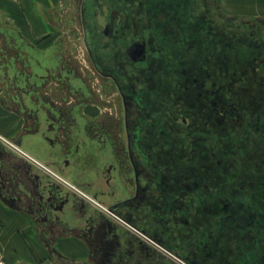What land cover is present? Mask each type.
Segmentation results:
<instances>
[{"label":"flooded vegetation","instance_id":"af4514ba","mask_svg":"<svg viewBox=\"0 0 264 264\" xmlns=\"http://www.w3.org/2000/svg\"><path fill=\"white\" fill-rule=\"evenodd\" d=\"M74 1L80 68L56 42L0 45L17 145L36 159L20 203L87 252L55 264H264V32L245 41L212 0ZM94 80L114 103L90 100ZM228 139L242 166L217 158ZM241 159L248 182L213 185Z\"/></svg>","mask_w":264,"mask_h":264},{"label":"crops","instance_id":"0c3cea01","mask_svg":"<svg viewBox=\"0 0 264 264\" xmlns=\"http://www.w3.org/2000/svg\"><path fill=\"white\" fill-rule=\"evenodd\" d=\"M54 1L0 0V45L2 35L15 32H21L31 41H39L37 36L42 38L52 25L47 13ZM10 91L11 85L6 87L0 81V136L13 146L23 132L24 121L23 115L6 103V96L12 99ZM5 139L0 138V251L9 264H55L57 253L65 254L73 246L79 251L83 245L74 234L50 242L49 230L38 221L36 212L26 207L28 205H21L20 202L28 204L27 187L30 188L27 171L22 167L33 166L31 159H36L29 153L28 158L14 151ZM65 240L72 245L62 242Z\"/></svg>","mask_w":264,"mask_h":264},{"label":"rangeland","instance_id":"374dc122","mask_svg":"<svg viewBox=\"0 0 264 264\" xmlns=\"http://www.w3.org/2000/svg\"><path fill=\"white\" fill-rule=\"evenodd\" d=\"M74 3H75L74 0L54 1L52 9L50 10V12L47 13L48 14L47 20L51 22L52 25L47 27V30L42 35L43 36L42 38H40L39 35L37 36V40H39L37 42H38V46L42 48L49 46L50 43L52 42L58 43L59 46H54V47H56L58 51L61 52L62 54L65 53L64 60L65 63H67V66L78 69L81 67L82 58H78L81 56V51H80L81 48H78L77 31L76 28L73 27L76 23L73 20L68 19L65 15V14H70V15L72 14V11L75 9L73 7ZM211 6H212V11H214L215 13L217 12L219 17L221 18L220 20L223 21L224 25H228L230 28L236 27L237 29L238 28L244 29L245 32L243 33V37H244L243 39H245V41L247 42H251L250 40H253L252 42L259 41L252 37L258 35L259 33L264 32V0H212ZM151 67L156 68V65H153ZM91 85L94 91V95H96V97H94L93 99L90 98V100L92 101L95 100L97 102L96 105L105 104L108 99H110L111 103H114V101L112 100L113 98H111V96H105L104 94L101 93L100 85L96 82V80L91 81ZM53 93L54 96L60 97L61 92L55 94V89H54ZM114 115L117 117V114ZM115 120H117V118ZM0 138L3 140L5 139L1 136ZM232 140L234 139H228L227 141H225L226 143L224 142V148L223 149L221 148L224 152L222 153L221 156H217V158L220 159L223 164H226V161L225 163L222 161L223 159L230 162L231 159L234 158V154H236L237 152V150L235 151L233 145L231 144V142H233ZM5 143L9 144V146L12 147L14 151L21 154L15 148V147L19 148L18 145L12 146V144H10V141H8L7 139H5ZM240 161H242L241 163H243L245 160L241 159ZM244 163H246V165H250V167L242 170L241 173H238L236 178L231 179L233 177L229 176V178L226 177L223 181L219 182L218 184L214 183L213 185L215 186L228 185V186L237 187L240 184H243L244 181L248 182L250 177H248L247 174L255 173L254 170L255 166L253 162H250L248 160H246ZM214 164L209 163L208 166L206 168L204 167L203 169L211 172V170L215 167ZM228 164L230 165L235 164V166L237 167L242 166L241 164L237 163V157H235V161L232 160ZM247 191L249 190L248 189L245 190L247 195L246 197L251 195V192H247ZM225 197H227L226 194L224 195V198ZM230 197H232L233 201L236 202L239 201L242 196L237 194V192H234V195L232 193L230 194ZM232 199L230 198L229 200L232 201ZM245 201L247 202L250 201V196L249 198H246ZM62 242L67 243L68 246L72 245V242H69L67 240ZM70 249L72 250L63 253H65L69 257H73L74 259L76 257L74 255H79V257L81 255L86 256L87 252L85 247L79 249V251L78 250L76 251V248H74V246L71 247ZM100 260L101 263L104 264L103 262H105L106 259L100 258ZM84 264H92V263L91 260H88V262L87 261L85 262L84 260Z\"/></svg>","mask_w":264,"mask_h":264},{"label":"built area","instance_id":"2783aa9c","mask_svg":"<svg viewBox=\"0 0 264 264\" xmlns=\"http://www.w3.org/2000/svg\"><path fill=\"white\" fill-rule=\"evenodd\" d=\"M15 148L21 153V155H24V156L28 157V155L25 152H23V150H21V149H19L17 147H15ZM31 160H33V159H31ZM0 264H9L7 262V260L5 259V257L3 256V254L1 253V251H0Z\"/></svg>","mask_w":264,"mask_h":264}]
</instances>
